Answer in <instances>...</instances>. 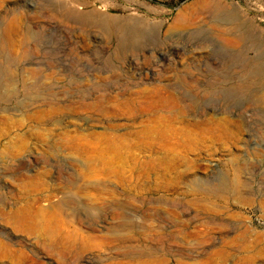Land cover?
Returning <instances> with one entry per match:
<instances>
[{
	"label": "rangeland",
	"instance_id": "374dc122",
	"mask_svg": "<svg viewBox=\"0 0 264 264\" xmlns=\"http://www.w3.org/2000/svg\"><path fill=\"white\" fill-rule=\"evenodd\" d=\"M85 1L0 0V264H264V0Z\"/></svg>",
	"mask_w": 264,
	"mask_h": 264
},
{
	"label": "bare ground",
	"instance_id": "6f19581e",
	"mask_svg": "<svg viewBox=\"0 0 264 264\" xmlns=\"http://www.w3.org/2000/svg\"><path fill=\"white\" fill-rule=\"evenodd\" d=\"M62 2V5H64V6H67V7H70V6H74L75 5V2L76 3H78L79 5H82V6H87V4H88V2L87 1H85V0H82V1H77V0H61ZM91 2V1H90ZM75 7V6H74ZM91 8H93V7H91ZM88 12V11H87ZM87 15H90L89 13L87 14ZM89 17V16H88ZM90 18V17H89ZM137 18H135V17H131V18H128V21L130 20V21H138V20H136ZM133 24V23H132ZM132 26V25H131ZM133 27V26H132ZM135 27H136V25H135ZM139 28V27H138ZM230 29H231V27H230ZM124 31L122 30V32L120 31V34L122 35V33H123ZM7 33H10V30H8L7 31ZM126 33V32H125ZM125 33H123V34H125ZM137 33V32H136ZM137 35H139V34H137ZM149 38V37H148ZM263 101V100H262Z\"/></svg>",
	"mask_w": 264,
	"mask_h": 264
}]
</instances>
